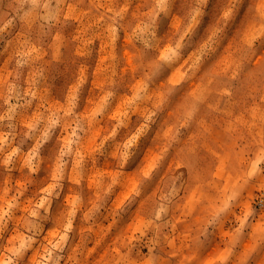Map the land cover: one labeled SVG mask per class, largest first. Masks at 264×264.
Returning a JSON list of instances; mask_svg holds the SVG:
<instances>
[{
    "label": "clouds",
    "instance_id": "clouds-1",
    "mask_svg": "<svg viewBox=\"0 0 264 264\" xmlns=\"http://www.w3.org/2000/svg\"><path fill=\"white\" fill-rule=\"evenodd\" d=\"M146 3L0 0V187L11 192L0 195V264H69L77 247L79 260L73 264H87L84 257L102 225L116 238L105 264H193V253L214 243L226 214L240 212L245 187L259 191L253 211L264 213V72L254 74L249 65L238 66L216 85L199 106L205 123L181 134L167 159L142 179L136 196L119 211H112L104 187L93 193L82 184L76 190L77 217L65 204V184L52 181L57 187L49 190L48 181L41 183V175H49L57 162L65 178L82 162L79 153L91 131L82 114L89 102L84 81L91 78L98 50L115 65L120 61L112 52L122 35H133L145 49L155 40L149 15L154 9H142ZM112 76L114 85H123L112 94H123L125 82L115 72ZM102 155L109 160L111 146ZM133 155L138 166L142 153ZM177 157L178 165L169 168L168 161ZM17 171L22 184L10 182ZM28 183L34 185L31 191L24 186ZM194 192L196 213L208 210L201 226L192 225ZM26 201L28 210L17 227L14 213ZM61 214L69 221L52 239L48 225ZM229 227L242 243L244 223ZM10 233L15 235L8 238Z\"/></svg>",
    "mask_w": 264,
    "mask_h": 264
},
{
    "label": "rangeland",
    "instance_id": "rangeland-1",
    "mask_svg": "<svg viewBox=\"0 0 264 264\" xmlns=\"http://www.w3.org/2000/svg\"><path fill=\"white\" fill-rule=\"evenodd\" d=\"M141 7L154 9L149 15L155 40H150L151 46L145 49L133 35H122L112 52L120 61L115 65L111 56L105 57L98 50L91 78L84 81L89 102L82 114L91 131L79 153L82 162L67 178L59 162L49 175L40 177L41 183L48 181L49 190L57 187L52 181L66 185L65 204L77 217L80 201L76 190L82 184L93 193L104 187L112 211L126 207L139 191L142 179L158 169L175 149L181 134L205 123L199 106L206 103L218 83L235 73L238 66L249 65L254 74L264 72V0H160L158 5L148 0ZM113 72L126 84L123 94H112L114 87H123L114 85ZM113 129L115 135H110ZM195 135L194 130L186 142ZM116 137L119 140L114 143ZM110 146L111 158L104 160V149ZM137 150L142 155L139 165L133 166ZM178 162V157L170 160L168 167ZM91 163L97 167H89ZM10 182L23 183L19 171L13 173ZM24 186L31 191L34 185ZM0 195L10 196L11 192L0 187ZM260 198L258 190L245 187L240 212L226 214L216 228L214 243L193 253V264H264V213L253 211ZM198 202L194 192L189 207L195 226L206 222L208 215L203 209L196 213ZM26 210L27 201L14 213L15 226L23 222ZM68 221L69 216L61 214L48 225L53 230L46 235L55 239L58 229ZM241 222L245 236L242 243H237L229 224ZM73 226L85 231L76 222ZM101 227L104 231L95 234V247L84 257L87 264H105L109 245L115 243L113 230L107 225ZM78 251L79 247L73 250L69 264L79 260Z\"/></svg>",
    "mask_w": 264,
    "mask_h": 264
}]
</instances>
